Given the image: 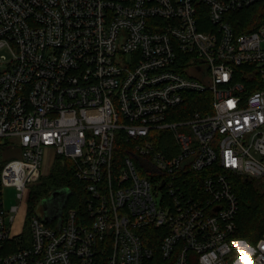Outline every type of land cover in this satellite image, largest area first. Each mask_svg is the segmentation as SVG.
Masks as SVG:
<instances>
[{
	"label": "built area",
	"instance_id": "1",
	"mask_svg": "<svg viewBox=\"0 0 264 264\" xmlns=\"http://www.w3.org/2000/svg\"><path fill=\"white\" fill-rule=\"evenodd\" d=\"M262 3L0 0V264H99L106 240L108 264H264V233L234 237L233 187L264 180V21L234 16ZM46 156L84 183L86 216L64 188L26 234L2 190L27 204Z\"/></svg>",
	"mask_w": 264,
	"mask_h": 264
},
{
	"label": "trees",
	"instance_id": "2",
	"mask_svg": "<svg viewBox=\"0 0 264 264\" xmlns=\"http://www.w3.org/2000/svg\"><path fill=\"white\" fill-rule=\"evenodd\" d=\"M234 16L246 23L242 28L237 26L239 32L242 31L240 29L245 28L250 31L264 21V4L254 5L251 8L234 14ZM209 98L208 93L191 94V98L186 102L187 104L184 109H187L190 113L201 112L202 106L205 103L209 104ZM186 117L181 116L178 120H185L187 119ZM162 148V146H159V150ZM52 165L53 168L47 176L39 179L40 181L33 185L29 191L27 217L25 220L26 234L29 233L28 220L34 212L35 204L44 201V198L49 192L53 193L64 188H69L72 194L65 206L66 210L76 209L80 216H86V207L84 204L87 193L84 192V183L73 177V168L67 160L56 158ZM202 173H200L201 176H203ZM233 187L240 201V208L236 219L237 231L234 237L256 244L264 233V183H256L255 180L234 176ZM152 245L158 249L156 259L160 261L159 242H155ZM111 247L110 240L100 242L99 264H108L107 259L112 250Z\"/></svg>",
	"mask_w": 264,
	"mask_h": 264
},
{
	"label": "rangeland",
	"instance_id": "3",
	"mask_svg": "<svg viewBox=\"0 0 264 264\" xmlns=\"http://www.w3.org/2000/svg\"><path fill=\"white\" fill-rule=\"evenodd\" d=\"M0 54L8 55L5 50H2ZM52 164L53 163L51 162V157L46 156V159L44 160V162L42 164V173L40 175V179L47 176V174L53 168ZM255 182L256 183H260V182L264 183V180H262V179L255 180ZM50 195H51V192H49L48 195H46V197L44 198V201H41L40 203L35 204L32 217L36 216L41 221L44 219V217L46 216L47 211H48V206H45V203H46L45 200H47ZM2 196H3L2 197V199H3L2 208L6 212V218L7 219L11 216L10 209L12 206H18L19 209H21L20 213L17 215L15 223H14V224H16V228L20 227V229H21L24 226L23 224H25L23 222V220H24V211L26 212V206L25 205H27L26 204V198L19 200L16 188L10 187V186H7L2 190ZM22 239L23 238H17L16 242L20 243L22 241ZM246 243H248V245H250L251 247L254 246V244L251 242H246ZM236 255H237V253L235 251L231 254L230 258L235 259Z\"/></svg>",
	"mask_w": 264,
	"mask_h": 264
},
{
	"label": "water",
	"instance_id": "4",
	"mask_svg": "<svg viewBox=\"0 0 264 264\" xmlns=\"http://www.w3.org/2000/svg\"><path fill=\"white\" fill-rule=\"evenodd\" d=\"M57 191H55L54 193H56ZM46 201V200H45Z\"/></svg>",
	"mask_w": 264,
	"mask_h": 264
}]
</instances>
